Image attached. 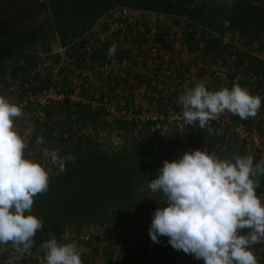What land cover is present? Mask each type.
Instances as JSON below:
<instances>
[{
	"label": "rangeland",
	"instance_id": "374dc122",
	"mask_svg": "<svg viewBox=\"0 0 264 264\" xmlns=\"http://www.w3.org/2000/svg\"><path fill=\"white\" fill-rule=\"evenodd\" d=\"M88 1L93 0H0V94H5L12 102L19 104L18 96L11 92L14 85L40 79V84L43 88L45 87L47 76L41 72L38 77L36 73L39 74L48 56L62 44L61 33H66L63 26L70 19L72 20L68 46L77 49L79 45L80 49L81 42L85 45L90 44L98 58L101 55V48L99 49L98 45L103 48L104 44L101 45L100 42L108 41L106 36L111 28L112 16L114 24L119 25V28L125 21L130 20L137 24L134 28L144 25L152 26L153 21L156 22L157 27L164 29L165 43H159L160 47H156L159 51L153 58L150 57L151 60L148 63L147 58L140 54L133 63L128 62L130 66L122 67L124 68L122 72L113 69L120 73L122 83L126 82L127 84L124 85H128V87L123 85L120 92L105 91L107 87L102 86L103 82L100 87H97L95 77L88 78L81 85L78 83L79 86H66L64 90L71 93L76 88V90L80 89L79 97L86 101L88 104L86 107L89 108L81 109L79 116L77 109L71 117V122L76 121L75 128L71 124L63 128L60 125L51 126L49 120L35 122L33 124L34 138L25 150L26 158L40 161L47 170L50 165L41 149L44 147L55 149L65 166L80 159L79 164L73 168L77 174L82 172L84 158H88L92 152L111 156L134 154L135 166H141L143 162L157 157L160 162L158 169L163 166L165 159L175 160L186 151L203 150L205 147L209 152L215 150L221 158L251 155L254 163L264 159V22L262 16V19H258L257 14L253 13L250 7H243V5L214 4L207 8L206 2L204 4L198 0L197 4H204L200 7L201 12L194 13L200 19L199 21L224 25L217 36L220 41L218 43L221 49L223 48L221 56L225 61L220 58L215 59L212 53L199 54L195 60L193 56L187 55L184 49L188 47L187 37L192 35L193 31H188L187 36L181 40L179 37L177 42L182 44L178 45L179 48L183 47L182 52L178 48L175 49L176 43L175 45L166 43L168 39L176 35L182 36L181 26L189 20L186 16L181 17L184 19H179L173 15L140 12V14L145 13L151 16L148 15L147 18L138 16L140 20L137 21V14L133 15L138 13L135 11L131 12L126 19L122 17L115 19L119 12L132 11L131 6H114L112 3L114 0H95L88 13L86 11ZM165 1L178 4L184 2L183 0ZM194 5L192 4L190 8ZM94 20L96 23L88 29ZM177 21H181L179 26ZM192 22L195 23V21ZM98 27L104 31L102 33L103 36L105 35L104 41H98L100 38H92L93 31ZM195 28L194 33L198 38V34H202L204 30L200 27ZM84 30L86 31L80 36ZM94 40H97L98 45ZM202 51L200 50L199 53ZM104 60L110 64L113 62L108 59L100 61ZM108 75H106L107 78ZM201 81L212 91L223 87L231 89L234 83L247 87L253 95H259L262 98L257 116L241 120L238 116L226 111L218 119L209 121L204 128H201L198 123L191 125L186 123L182 115V106L178 103L179 96ZM59 89L63 90L62 87ZM130 90H134V93ZM93 105L95 108L92 107ZM67 106L69 107L70 103L60 105L59 114L66 113V110L62 108ZM49 111L45 110V118ZM28 112L31 111H24L25 115ZM25 119L29 121L28 115ZM32 120L35 118L33 117ZM18 126L23 129L26 125L24 123ZM71 127L72 130L69 131ZM56 128L63 132L66 130V133L57 135ZM39 136L45 139L46 144L39 146L36 144ZM51 167L55 169L56 166ZM113 168L115 169V166ZM116 168L119 167L116 166ZM111 173V176L115 178V171L111 170ZM56 176L54 173L50 176L52 183L46 193L34 197L32 211L42 219L43 228L35 235L31 254H25L22 258L15 260L14 264H46L42 244L52 238L57 239L61 244L76 241L82 252L83 264H107L103 261L105 258V260L109 259V263L112 261L116 264H204L203 260H197L192 255L175 250L168 243L166 236L159 237V243L153 242L149 229L154 210L152 209L151 213H139L128 206L134 204L143 209V204L147 200L153 201L160 207L167 206L157 202L158 200L163 203L162 194L153 193L150 190L149 179L138 187L136 200L132 201L133 203L115 201L119 217L115 218L111 212H107L102 218L91 217L86 221L80 219L68 221V218L62 220L61 214L55 212L54 205L64 198L61 197L64 192L58 189ZM59 176L66 180L64 175ZM259 179V191L256 192L264 203V176ZM52 218L56 220L53 223L50 221ZM138 220L140 227L136 222ZM247 232L248 229L241 230V234L246 235ZM252 249L258 264H264V243L253 245ZM3 254L10 259L13 255L10 245L8 251Z\"/></svg>",
	"mask_w": 264,
	"mask_h": 264
},
{
	"label": "clouds",
	"instance_id": "9594fccd",
	"mask_svg": "<svg viewBox=\"0 0 264 264\" xmlns=\"http://www.w3.org/2000/svg\"><path fill=\"white\" fill-rule=\"evenodd\" d=\"M113 43L109 52L115 53ZM186 123L201 128L226 111L241 120L255 118L262 98L247 87L234 83L231 89L209 90L203 81L180 96ZM22 105L0 94V254L13 255L5 264H14L31 254L35 235L43 221L33 213L34 197L48 191L51 166L56 175L66 171L55 149L44 147L47 170L40 161L26 158L25 150L34 126L25 119ZM36 144H46L41 136ZM264 159L254 163L251 155L221 158L215 150L186 151L180 158L163 161L156 179L148 187L162 194L166 207L153 213L149 234L153 242L168 237V243L204 264H258L252 246L264 243V203L257 195ZM248 229L247 234L241 230ZM46 264H83L76 241L61 244L52 238L42 244Z\"/></svg>",
	"mask_w": 264,
	"mask_h": 264
},
{
	"label": "trees",
	"instance_id": "16d2710c",
	"mask_svg": "<svg viewBox=\"0 0 264 264\" xmlns=\"http://www.w3.org/2000/svg\"><path fill=\"white\" fill-rule=\"evenodd\" d=\"M173 1V0H171ZM184 2H167L165 0H114L112 3L115 5H124L131 6L132 12L137 11L138 13H134L137 15H141L140 12H149L153 14H163V15H173L179 17V19H183L181 17H187L188 22H184L182 36L181 39L185 38L188 31H193L192 35L187 37V45L191 48L197 49L198 51L203 50V54H213L215 59L220 58L222 61H225L221 56V45L218 43V36L221 29H223L224 25L222 24H213L208 22H201L200 19L197 18L198 11L201 12L200 7L205 4V2L197 4L195 0H183ZM239 1V0H237ZM246 1H254V0H243ZM95 0L88 1V7L86 11L90 12L91 6L94 4ZM195 2V3H194ZM192 4H195L190 8ZM201 5V6H200ZM206 5V4H205ZM200 14V13H199ZM137 18V17H136ZM68 20L67 24L63 26L65 34H62V47H67L69 44L67 43L68 38L71 33L70 21ZM192 21H195L192 22ZM65 22V23H66ZM263 22H264V14H263ZM94 22L91 26L92 28L95 24ZM181 21H177V25L179 26ZM203 28V33L198 34V38L195 35L196 28ZM61 26L59 27V29ZM195 30V31H194ZM62 31V32H64ZM86 30L81 32L80 36L84 34ZM168 34L170 31H167ZM164 34H155V41L158 43H165ZM220 42V41H219ZM83 44V42H81ZM79 46V45H78ZM226 50V48H224ZM78 50V48H77ZM79 60H84L85 56L79 53ZM95 59L102 60V56H95ZM171 101V100H170ZM73 108H78V106H72ZM74 127V126H73ZM72 130V127L69 128V131ZM74 131V130H73ZM128 156V158H127ZM144 159V158H143ZM79 160L77 159L75 162L68 164L66 167V171L59 174L64 175L66 180L61 178V176L57 175L58 179V189L64 192L61 197V202H56L54 207L56 208V214H61L63 217L62 220L67 219H80L81 221H86L89 218H102L107 212H111V214L117 218L119 217L117 214V203L115 201H122L129 203L136 200L137 189L142 185V183L146 182V180H153L157 178L158 171L157 169L160 166L159 158H152L147 162H143L141 166H135V155L131 154H117L115 156L107 155L105 153H94L92 152L88 158H84V166L82 168V172L78 173L73 168L75 165L79 164ZM90 160V161H89ZM143 161V160H142ZM115 163V165L113 164ZM115 166V169L113 168ZM119 167L118 169L116 168ZM115 171L116 177L113 178L110 174V171ZM57 171V168L53 169V173ZM50 173V176L53 175ZM150 177V178H149ZM67 180L69 182H67ZM75 181V182H74ZM52 181H49V185ZM264 184V180H263ZM66 189V190H65ZM65 190V191H64ZM259 191V188L256 191ZM127 202V203H128ZM133 203V202H132ZM135 212L139 213H151L152 209L155 211L160 206L153 203L151 200H147L145 204H143V209H141L138 205L130 206ZM60 217V215H57ZM54 218L50 219L51 223L55 222ZM137 224L140 221H136ZM141 224H139L140 227Z\"/></svg>",
	"mask_w": 264,
	"mask_h": 264
},
{
	"label": "crops",
	"instance_id": "0c3cea01",
	"mask_svg": "<svg viewBox=\"0 0 264 264\" xmlns=\"http://www.w3.org/2000/svg\"><path fill=\"white\" fill-rule=\"evenodd\" d=\"M196 1H198V0H195V2ZM201 1L202 2H206L207 8H209L211 5H214V4L229 5L230 3L234 4V5L237 4L238 6H242L243 5V7H250V9L253 10V13L257 14L258 19H262L263 14H264V0H254V1H246V2H243V0H239V1L233 0L231 2L225 1V0H223V1L222 0H201ZM131 12L132 11L127 10L126 13H131ZM148 15L149 14H145L144 13V14L136 15V16L137 17L138 16L139 17H144L145 16V18H147ZM149 16H151V15H149ZM118 19H120V18H118ZM111 20H112V24L110 25L111 28H110L109 34L106 36L108 41L105 40L106 41L105 43H101L100 42L101 45L104 44L103 48L98 45L97 40H94V41L97 42L98 48L99 47L101 48V49L100 48L99 49L101 50L102 58L113 61V62H111V65L116 70H121L119 72H122V70L124 69L122 67H125L127 65L130 66L129 63H133L134 60H137L138 55L142 54L145 59L147 58V63H148V61L151 60V58H153V56H155L157 51H159L158 48L160 47V44L154 40L155 39L154 35L158 34V33L159 34L160 33L164 34V29H161L160 27H157L156 26V22L153 21L152 26L151 25H149V26L148 25H144V26H141V27L134 28L137 24H134L131 21H125L123 23V25H121L120 28H119V25H115L114 24V19H111ZM112 28H114V30ZM157 28H159L158 31H157ZM102 33H104V31L101 30L98 27L96 30L93 31L92 38L93 39L100 38V40H98V41H102V40L104 41V36L105 35L103 36ZM179 37H180V35H176L175 37L168 39L166 41V43H169V45H171L173 43L175 45V43H176L175 49L178 48L180 50V52H182L181 49L183 47L182 48L178 47V45H182L181 43L177 42V41H179ZM169 40H170V42H169ZM175 40H176V42H173ZM180 40H181V37H180ZM113 43H115L117 45V47H116L115 53L111 54L109 52V49L113 45ZM156 47H158V48H156ZM63 48H65V47H62L61 45L58 46V48L48 56L47 61L51 60L54 63L59 64L60 61H61V57L59 55V52ZM184 49L186 50L187 55L193 56V58H195V60H197L199 54L200 55L203 54V52L199 53V51H197V49L191 48L189 46L188 47L187 46L184 47ZM139 50H141L142 52L141 53L138 52ZM120 68H122V69H120ZM91 70H89V71H91ZM116 70H112V72L109 75L107 74L108 78H107L106 75L101 74V77L97 78V84H96L97 87L98 86L100 87L101 84H102L101 82H103L104 84H102V86H106L107 87L105 89V91L120 92L119 90L123 87L124 84H127V83L126 82L122 83L121 76H119L120 73L118 71H116ZM62 74H64L67 77H65V79H63V81L59 84L58 89H59V87H62L63 90H64L65 87L69 86V85L71 87H75L76 86L69 79L70 77H68V75H70V74L66 73L65 69L63 70ZM47 85H49L48 81H47ZM125 87H128V85L125 86ZM129 87H131V85ZM132 88H133V86H132ZM76 89L73 90L72 93H75L77 95L78 99L80 101H82V102H79L77 104H71L70 103L69 107L67 106L66 108H62V110H66V113L59 114L60 112H58V110L61 109V108H58V107H60V105L59 106H54L51 109H48L50 111L48 113V116L44 120L45 121L49 120L51 126L60 125L62 128L65 125H67V127H69L70 124L74 126L76 121H74V122L72 121L71 122L70 119H71V117L74 116V114L76 113L77 109H78V113L77 114L79 116L81 109L84 110L86 108H89V107H86V105H88L86 103V101L82 100L81 97H79V93H81V90L80 89L76 90ZM64 91L66 92V90H64ZM130 92L134 93V90H132V91L130 90ZM65 103L67 105L69 104L68 102H65ZM65 103L61 104V106L64 105ZM89 104H90V102H89ZM72 106H78V108H73ZM92 107L95 108L94 105ZM70 110H71V112H70ZM68 112H70V113H68ZM27 115H28V120H29L28 122L29 123H31L33 125L35 122H37V119L32 120L33 117H31L29 114H27ZM27 115H25V117ZM25 117L20 119L17 122V124L18 125L24 124L25 123ZM74 128H75V126H74ZM56 131H57L56 132L57 135H61V134L64 135V132L66 130H64V132H63V130L60 131V130H58L56 128ZM51 133H53V132L51 131ZM105 259H103V261L107 262V264H116L115 262H112V261L109 263V261H108L109 259H107V260H105Z\"/></svg>",
	"mask_w": 264,
	"mask_h": 264
},
{
	"label": "built area",
	"instance_id": "2783aa9c",
	"mask_svg": "<svg viewBox=\"0 0 264 264\" xmlns=\"http://www.w3.org/2000/svg\"><path fill=\"white\" fill-rule=\"evenodd\" d=\"M118 16V17H117ZM130 16V13H117L115 19L118 18H127ZM137 21L140 20L137 17ZM111 19H114L113 16ZM132 21V20H130ZM82 48L78 50L75 49L73 46H67L60 50L59 55L61 57V61L59 64L54 63L53 61L49 60L45 63L44 67L41 68L39 77L41 72L47 76L48 84H45L43 88L40 84V79L37 81L30 80L29 82L22 83L21 85H15L11 88V92L18 96V102L22 105V110L28 112L31 117L37 119V121L42 122L45 119V110L51 109L54 106H59L65 102L71 104H77L82 102L78 99L75 93L65 92L58 89L59 84L65 79L63 70H66V73L70 74V80L73 84L79 86L82 82L86 81L88 78L95 77L98 78L101 74H109L112 71L113 66L104 61H100L95 59L96 51L93 49L92 45L90 44H81ZM81 53L85 56L84 60H79L78 56ZM92 69V72L89 70ZM97 69L101 72H97ZM122 69V68H120ZM80 78V79H79ZM35 130L32 131L30 140L28 144L33 141ZM7 258L3 253L0 254V264H5L8 261Z\"/></svg>",
	"mask_w": 264,
	"mask_h": 264
}]
</instances>
